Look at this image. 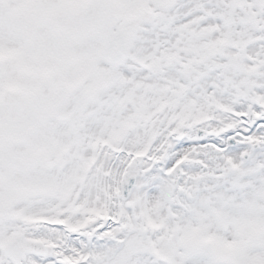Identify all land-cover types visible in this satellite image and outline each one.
<instances>
[{"label": "snow or ice", "instance_id": "1", "mask_svg": "<svg viewBox=\"0 0 264 264\" xmlns=\"http://www.w3.org/2000/svg\"><path fill=\"white\" fill-rule=\"evenodd\" d=\"M0 264H264V0H0Z\"/></svg>", "mask_w": 264, "mask_h": 264}]
</instances>
